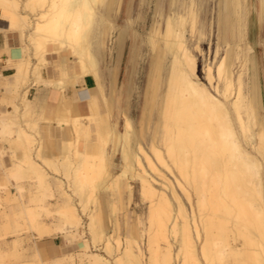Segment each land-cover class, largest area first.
Here are the masks:
<instances>
[{
	"label": "bare ground",
	"instance_id": "bare-ground-1",
	"mask_svg": "<svg viewBox=\"0 0 264 264\" xmlns=\"http://www.w3.org/2000/svg\"><path fill=\"white\" fill-rule=\"evenodd\" d=\"M146 1L141 0V19ZM108 2L0 0L1 15L8 20L6 30L19 32L25 41L23 46L9 49V59L16 65L15 97H20L32 80L61 92L69 84L76 87L88 79L94 82L89 87L91 116H71L70 111L62 109L57 121L49 118L55 122L48 121L51 129L47 137L41 133V121L30 117L26 90L23 112L13 103L12 110L0 114V131L15 134L12 143L22 152L21 158L5 167L0 150L4 175L37 182L38 191L30 202L21 203L17 225L22 223L20 219L29 222L41 238L62 234L82 252L88 264H264V122L259 110L254 50L248 43L250 0L213 1L211 33L218 28L224 47L219 44L214 60L204 64L203 77L200 65L206 53L200 22L203 5L210 0H170L168 13L166 0L157 1L156 21L148 40L153 51H161L158 73L165 61L171 63L160 107L161 123L154 130V107L163 87L158 80L149 88L141 125L152 132L146 139L137 138L127 110L108 105L101 83L98 26L108 22ZM260 2L263 28L264 0ZM123 5L124 0H116L117 14ZM229 49L234 54L231 61ZM53 57L57 59L59 78L46 80ZM69 66L72 75L67 72ZM234 66L239 67L238 77ZM114 96L120 98L118 88ZM115 108L124 119L123 131L112 121ZM97 115L100 117L88 131L87 122ZM82 132L90 133L91 138L95 132L96 141L89 146L90 138L85 144ZM118 150L123 172L116 175L112 173L115 163L111 154ZM126 179L139 181L142 200H148L149 206L144 229L136 232L129 220L125 223L133 231L122 245L114 236L115 229L114 233H101L92 206L96 205L99 188L109 191V206L115 216L119 207L114 198L121 202L124 190L132 192ZM16 188L20 196L15 200L22 201L25 186L18 182ZM56 192L61 198L55 211L60 224L54 227L39 218L42 213L52 216L47 199L54 198ZM83 215L90 220L92 240L78 231L84 224ZM4 218L0 230L8 231V214ZM146 238L144 250L140 240ZM83 256L79 255L81 262ZM68 259L75 264L73 253ZM21 264L40 262L36 259Z\"/></svg>",
	"mask_w": 264,
	"mask_h": 264
},
{
	"label": "rangeland",
	"instance_id": "rangeland-1",
	"mask_svg": "<svg viewBox=\"0 0 264 264\" xmlns=\"http://www.w3.org/2000/svg\"><path fill=\"white\" fill-rule=\"evenodd\" d=\"M157 1L159 0L146 1V5L144 6V14L142 16L143 18L141 19L139 18L141 0H124L122 11L118 14L116 12V0H109L108 22L105 25L100 24L98 26V42L102 47V51H100L101 69L103 70L107 92L111 97L114 94V89H119L120 97L122 98L121 106L130 113L131 117L135 121L134 123L136 128H138L139 122H141L143 119V112L144 108H146L145 106L149 96L150 86L155 84V82L159 80L160 85L163 87V90L158 94V105L154 107V111L156 112V114L154 116V120L151 126L152 130H154L156 126L159 128L161 123L160 107L162 106V101H164V87L168 83V77L170 75L169 65L171 63L169 60L165 61L163 63L162 72L158 73L161 51H153L152 47H150V43L148 40V34L156 21ZM169 1L170 0H166L165 2V8L167 13L169 12L170 7ZM213 1L214 0H210V2L204 3L202 9L200 32L204 35V40L202 44L206 53V59H201V77L204 76V64L209 60H214L215 52L217 50L218 45L220 44L221 49L224 47V44L221 42L223 36L222 34H220L218 28H215L214 34L211 33V23L214 17L212 12V5L214 3ZM260 1L261 0H250L252 6V13L249 17L248 24V43L254 50V52L252 53L255 62L254 74L256 77L259 78V110L261 109L260 114L262 121L264 122V105L262 104V99L264 102V26L262 28L260 21ZM215 17L217 19V13ZM161 28H164L163 20H161ZM228 36V39L231 40V33ZM193 43L194 42H191V46L193 45ZM231 53L233 54L232 50L229 49V61H231L234 57V54L232 55ZM224 55V52H222L221 56ZM133 59L136 60V64L139 63L137 68H135L133 65ZM9 66H11L10 63ZM234 72L235 75L238 77L239 67L234 66ZM159 74L160 78L158 79L157 77ZM111 85H114V87L112 88V94H110ZM0 110H12V108L9 107V104L7 102H2V99H0ZM145 113V116H148V112L146 111ZM30 117L32 119L34 117L32 108L30 110ZM97 117L99 118L100 115H97L95 118ZM54 120L57 121L58 119ZM97 128V131L100 132L101 127L97 125ZM121 131H123V129H121ZM90 138L91 136H84L83 134L81 137L82 141L85 144L89 142ZM14 139L15 134H10L2 130L0 131L1 152L4 154V156L12 157L15 160L17 158H21L22 152L20 151L19 146L14 145L12 143ZM2 153H0V157H2ZM116 155L117 152H112L111 157L113 162L115 161ZM120 158H116V163L121 164V172L118 169L117 173L122 174L123 159L121 155ZM4 162V166H8L5 160ZM18 182L24 184L25 186V188L22 190V201H18V199L15 200L20 196V192L16 188V183ZM35 182V180L27 179L16 180V178L11 176L10 174L9 177L5 175L4 178H0V224L5 220L4 215L8 214L9 223L11 225V228L8 231H6L5 228H3V230H0V264H21L26 261H36V259H38L39 262L43 263H52L53 261L60 259L62 262L57 261L55 262V264H72L68 259V255L72 253L74 254L76 259L75 264H88L87 259L84 258L82 252H78L75 246L73 244L68 243L67 239L58 232H55L54 234L52 233L51 235L58 236L59 241L63 238V241L68 244L69 247L64 251V254H61L55 260H45V257L41 256V254L36 250V248H33L35 246V244H33L35 238L32 235L34 234L38 238H41L38 233L35 232L34 229L31 228L29 222L25 220L20 219L19 221L20 223L22 222L21 224L23 225H17V215L22 210L21 203H27L28 201L30 202L31 196H33L38 191L36 187L37 182ZM126 182L128 184L131 183L132 192L135 195V200L137 204L131 205L130 203V209L129 212H127L129 215L126 213L123 214L125 210L124 206H121L122 201L119 202L117 198H114V201L118 203L119 207L118 211L115 214L117 223L115 228L116 232L114 236L116 239L119 238L120 242H122V245L123 240H125L126 236L130 235V232L133 231V229L137 232L139 228L142 227L144 229L146 227V215L149 206L148 200L144 201L146 203L142 201L139 182L137 180L132 181L127 179ZM103 193H109V195L111 196L109 191L106 192L99 188L96 192V205L92 206L95 211V217L97 218V227L101 229L102 234L114 233V227L111 225L109 217L107 215L104 216L103 201L101 197ZM50 199L51 198H48L47 201L50 203L51 211H53L51 214L52 216H45L42 213L41 217L39 218V221L45 222L55 227L56 225L60 224L58 216L55 215V211L58 208L57 204L61 198L59 197V193L56 192L54 198H52L51 200ZM187 208L188 211H191L190 205L188 203ZM83 219L84 224L78 229V231L81 233L82 237L87 238L88 240H92V234L89 230L90 220L86 215H83ZM128 220L130 221V224L133 229H127L124 226V222L126 223ZM107 227L109 231L107 230ZM140 243L143 246L142 248L145 250L147 248V238L144 239V241L140 240ZM93 249L95 250V248H92V250ZM98 252L110 259V257H108L104 250L99 249ZM79 255L83 256L82 262L80 261ZM174 264L179 263L177 262Z\"/></svg>",
	"mask_w": 264,
	"mask_h": 264
},
{
	"label": "crops",
	"instance_id": "crops-1",
	"mask_svg": "<svg viewBox=\"0 0 264 264\" xmlns=\"http://www.w3.org/2000/svg\"><path fill=\"white\" fill-rule=\"evenodd\" d=\"M0 22H1L0 23L1 25L0 26V41H2L0 42V99H2V102H7L9 104V107H11L13 103H16L20 106L21 111L23 112L25 109V106H23L25 105L23 103L24 102L23 95H24V92L27 91L29 106L33 109V116H34L33 119H38L39 122L41 121L40 130H41V133L45 135V137H47L51 129V124L48 121L55 122L53 121L54 119H59L60 116L62 115L61 113L62 109H67L68 111H70L71 113L69 115L71 116H77V115H82V114H88L91 116L92 100H91V92H90L89 87H93V83H94L91 79H88L86 83L81 82L76 87H72L69 84L62 92L60 90H57L54 87H51L47 83L38 85L34 82V80H32L25 87V89L21 90L20 97L17 98L14 96V91L18 89V83L15 78L16 65H14V63H12V61L9 59L11 57L9 49L21 47L25 44V41L24 39L21 38L19 32L6 30L7 27H5V23L7 24L8 20L2 17L1 12H0ZM101 51H102V47H101ZM64 59L65 61L67 60L66 58ZM56 60H57L56 57L52 58L51 60L52 62L50 63L51 66L49 67V70H50L49 75L45 76L46 80H50L51 78H54V79L59 78V70L58 68H56L58 67V64L56 63ZM9 63L11 66H9ZM67 69H68L67 72L70 75H72L73 73L72 67L69 66V68ZM99 73H100L102 86L107 96L108 105L117 106L119 109L120 108L125 109L121 106L122 105L121 97L120 98L115 97L114 94L110 97V95L107 92L106 82L104 81L103 70L101 69V53L99 54ZM113 87L114 85H111L110 94H112ZM19 103H21V105ZM262 104L264 105L263 99H262ZM100 108H101V112L103 113L105 111L104 105L101 104ZM115 109H114V116L112 118V121L115 123L116 122L118 123V129L119 131H121V129H124V119L120 115L119 109H116V110ZM5 111H9V110H0V114ZM49 118H54V119L50 120ZM94 122L96 123V119L95 117L92 116L91 119H89V121L87 122L88 131H90L91 125H95ZM134 122L135 121L133 119V124H134V128H135L138 139H140V137L142 136L146 139L147 137H149V134L150 135L152 134V132L149 131L146 126H144V128L141 127L142 121L139 122L138 128L135 127ZM141 129H143L144 131H141ZM93 131H95V128H93ZM83 135L91 136L90 133L88 135H85V133H83ZM91 139H92L91 140L92 142L88 143L89 146L96 141L95 132H93ZM116 158H120L119 150L117 151V155L115 156L114 162L116 166L112 170L113 174H119L117 173L118 169L121 172V168H120L121 158H120V163H116ZM5 161L7 164H11L13 162V158L9 156H5ZM1 164L2 162L0 160V178H4L5 176L4 169ZM101 197L103 201L104 216L107 215L109 217L110 223L115 229L116 228L115 224L117 223L116 221L117 219L115 216L111 214V208L109 206V201L111 200V196L109 195V193H103ZM130 203L131 205L137 204L135 200V195L133 192L130 193V191L124 190V193L122 195V202H121V206H124V210H125L123 214L124 213L128 214L127 212H129V209H130L129 208ZM124 226H125V222H124ZM10 228H11V225H10ZM107 230L109 231L108 227H107ZM32 236L35 238V241L33 242L35 246L33 248H36V250L41 254V256L45 257V260H55L61 254H64V251L68 249L69 247L68 244H66L63 241V238L61 236L60 237L62 238V240L60 241H59V237L55 235L45 236L43 238H38L34 234ZM57 261L62 262L60 259H58V260L53 261L52 264H54Z\"/></svg>",
	"mask_w": 264,
	"mask_h": 264
},
{
	"label": "snow or ice",
	"instance_id": "snow-or-ice-1",
	"mask_svg": "<svg viewBox=\"0 0 264 264\" xmlns=\"http://www.w3.org/2000/svg\"><path fill=\"white\" fill-rule=\"evenodd\" d=\"M14 26V25H13ZM5 27H7V24H5ZM0 42H2V41H0ZM40 264H42V262H40Z\"/></svg>",
	"mask_w": 264,
	"mask_h": 264
}]
</instances>
